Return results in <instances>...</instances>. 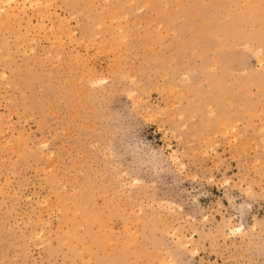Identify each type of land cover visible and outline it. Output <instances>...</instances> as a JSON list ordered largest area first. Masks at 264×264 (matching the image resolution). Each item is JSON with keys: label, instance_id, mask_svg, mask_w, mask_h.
Listing matches in <instances>:
<instances>
[{"label": "rangeland", "instance_id": "obj_1", "mask_svg": "<svg viewBox=\"0 0 264 264\" xmlns=\"http://www.w3.org/2000/svg\"><path fill=\"white\" fill-rule=\"evenodd\" d=\"M11 1L0 264H264V0Z\"/></svg>", "mask_w": 264, "mask_h": 264}, {"label": "bare ground", "instance_id": "obj_2", "mask_svg": "<svg viewBox=\"0 0 264 264\" xmlns=\"http://www.w3.org/2000/svg\"><path fill=\"white\" fill-rule=\"evenodd\" d=\"M12 2H15V1H11V0H0V12H2V10L4 8H6V6H10ZM15 4V3H14ZM8 9V7L6 8ZM10 9H11V6H10ZM5 11V10H4ZM13 14V13H12ZM15 14V13H14ZM2 18V17H1ZM2 24V23H1Z\"/></svg>", "mask_w": 264, "mask_h": 264}]
</instances>
